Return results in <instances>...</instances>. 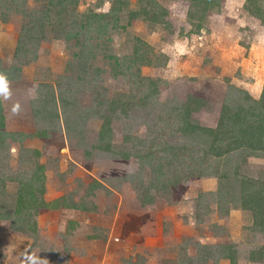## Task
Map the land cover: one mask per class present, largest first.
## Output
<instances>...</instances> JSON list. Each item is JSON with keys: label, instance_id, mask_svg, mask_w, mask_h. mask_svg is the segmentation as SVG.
<instances>
[{"label": "rangeland", "instance_id": "rangeland-1", "mask_svg": "<svg viewBox=\"0 0 264 264\" xmlns=\"http://www.w3.org/2000/svg\"><path fill=\"white\" fill-rule=\"evenodd\" d=\"M215 1L205 14L202 0H154L155 6L146 0L121 6L79 0L60 12L48 0L1 1L0 75L15 79H6L8 97L0 95L9 134L0 137V211H13L20 181L40 164L43 201L59 198L61 204L25 215L35 222L33 232L14 230L0 218V264H25V254L43 264H188L190 257L194 264H264L257 219L240 202L235 206L233 190L217 177L231 173L233 160L229 168L226 160L212 158L194 166L175 137V108L189 96L205 102L192 119L215 127L230 86L256 99L264 91V0ZM46 11L44 28L37 22L31 29L29 16L37 12L43 19ZM26 28L28 37L21 39ZM83 44L91 49L86 75L79 71ZM69 81L82 106L94 107L97 96L133 100L129 115L112 118L102 147L96 146L98 118L80 122L76 136L67 134L59 109L55 126L34 118L30 96L34 108L49 112L52 96L44 105L40 94L53 90L57 96ZM144 95L148 99L140 101ZM43 131L47 135H36ZM134 153L148 155V161L132 159ZM196 167L215 174L198 177ZM239 171L240 178L264 181V157H245ZM151 181L154 202L142 204L140 184ZM178 190L181 197L171 201ZM259 250L257 261L252 252Z\"/></svg>", "mask_w": 264, "mask_h": 264}, {"label": "trees", "instance_id": "trees-1", "mask_svg": "<svg viewBox=\"0 0 264 264\" xmlns=\"http://www.w3.org/2000/svg\"><path fill=\"white\" fill-rule=\"evenodd\" d=\"M2 0H0L1 3ZM13 1V0H11ZM79 0H48V5L52 8V10L66 11L67 6L70 4H77ZM201 0H191L193 4L198 5V2ZM204 4L202 6V13H207V6H210L211 3L216 2L215 0H202ZM113 2L117 5L126 4V0H113ZM147 3L154 4V0H146ZM48 11L42 12L44 18L42 16L37 15V12L34 17L30 15V21H32L33 26L39 23V26H43L44 28V20L48 18ZM29 15V14H28ZM253 15H258L253 12ZM95 16V14L93 15ZM132 18L137 16V12L133 11L130 13ZM259 17V15H258ZM263 18V17H259ZM264 19V18H263ZM43 21V23H41ZM63 20H56V23ZM55 23V25H56ZM30 28V27H29ZM29 29L26 28L25 33L21 35V39L27 38ZM82 54L81 58L84 60L80 62L79 71L82 72L81 75L88 74L89 67L87 66V61L91 56V49L87 44H83L81 46ZM141 64H145L146 56L145 53L142 55ZM150 64V61L147 62ZM6 79H15L14 75L4 74ZM143 81L142 78H139ZM77 81H84V77H78ZM75 81V82H77ZM149 83L154 84V80H145ZM74 84V83H73ZM73 84L71 81L65 83V87L60 89L58 95L56 96L53 90L50 91L49 94L43 93L40 94V101L45 105L47 100V95H51L50 99L53 101L54 107L51 106L48 108L49 112L40 113V110L34 108L33 101L35 96H30L31 110L35 119L44 123H51V125L55 126L57 121H59V110L63 114V123L65 125V129L67 134H72L73 136L80 134L79 125L82 124L80 122L85 121L89 117H95L102 120L101 127L99 130L98 143L96 146L102 147L101 141L105 136H109V132L111 128L109 127L111 120L113 117L120 118L121 114H130L132 105H134L133 100L123 101L121 96L118 95L112 98L102 99L100 96L95 97L93 101L95 103L94 107L82 106L76 100L75 94L78 91L73 89ZM157 86V85H156ZM57 97V98H56ZM135 98V97H133ZM138 98V97H137ZM148 99L146 95L140 99V101H144ZM1 102V101H0ZM205 105V102L199 98L189 96L186 101L180 104L175 111L177 113V128L175 132H179L178 139H181L182 149H188V155H190V159L195 161L194 166H202V161L207 158H212V163L214 161L218 162L226 160V165H233L234 169L221 174L218 173L217 177L221 180H225L224 185L227 187L229 191L233 190V200L235 206L238 202L241 204V208L249 209L252 211V214L257 219L258 229L264 232V181H255L253 179H249L247 177H239V169L241 163L245 161V157L248 156H257L264 157V91L262 95L256 99L252 95L248 93V91L237 89L234 86H230L229 90L226 92L219 118L215 127H204L199 125L192 119L191 114L194 111L200 110ZM48 106V105H47ZM59 109V110H58ZM79 127V128H78ZM44 134V135H43ZM9 135L6 133L4 129V117L1 111V103H0V137H5ZM11 135V134H10ZM15 135V134H14ZM38 136H45V131L42 133L36 134ZM25 136H28L25 134ZM14 138V137H13ZM104 149H108L109 145L106 144ZM174 148V147H173ZM103 149V148H101ZM28 150V149H27ZM32 151L34 154H37L36 150H28ZM123 156H129L126 151H122ZM199 154L200 157H199ZM192 155V156H191ZM193 155L195 157H193ZM178 156L176 151H172V157L175 158ZM148 155L134 153L133 158L137 160H141V162L148 161ZM241 159L239 161L238 159ZM206 162V161H205ZM171 163V162H169ZM239 163V164H237ZM237 164V165H236ZM189 165V164H188ZM232 165V166H233ZM198 167H196V171L198 170V177H210L215 173H200L202 172ZM198 168V169H197ZM210 166H206V169H209ZM37 172L29 177L26 180L20 181V187L18 194L16 196V203L14 205L13 211L6 210L5 212L0 211V218L10 220V227L19 232H27L28 230L34 231L35 222L31 221L25 215H32L37 212V210L41 207L45 208H57L61 203H58L59 198L51 201L45 202L42 198L43 193V185H44V174L43 169L44 165H37ZM233 175V176H231ZM228 179L230 181H228ZM233 179V182L231 181ZM154 182L151 181L148 185L144 186L143 183L140 184V192L138 194V198L142 204L153 203L155 197L151 195L150 190L152 189ZM182 186H186L182 184ZM176 198L172 199L176 200L180 198L183 190L175 191ZM63 205V204H62ZM72 207V206H67ZM31 211H33L31 213ZM219 246H217L218 248ZM264 250V247H263ZM259 251H253L252 255L257 254V256H253V258L257 261H260L262 258V253ZM214 257L211 253L206 255ZM225 257H230L231 255H224ZM205 257V256H203ZM202 259V257H200ZM207 258H205L206 261ZM194 257L188 258V264H194Z\"/></svg>", "mask_w": 264, "mask_h": 264}, {"label": "clouds", "instance_id": "clouds-1", "mask_svg": "<svg viewBox=\"0 0 264 264\" xmlns=\"http://www.w3.org/2000/svg\"><path fill=\"white\" fill-rule=\"evenodd\" d=\"M0 95L4 98H7L9 95L6 77L4 75H0ZM17 110V108H13V112H16ZM23 260L25 261V264H43V259L35 254H25Z\"/></svg>", "mask_w": 264, "mask_h": 264}, {"label": "crops", "instance_id": "crops-1", "mask_svg": "<svg viewBox=\"0 0 264 264\" xmlns=\"http://www.w3.org/2000/svg\"><path fill=\"white\" fill-rule=\"evenodd\" d=\"M254 86H255V85H250V84H249V88H250V90H253ZM28 94H29V93H28ZM28 99H29V95H28ZM29 106H30V109H31L30 99H29Z\"/></svg>", "mask_w": 264, "mask_h": 264}]
</instances>
